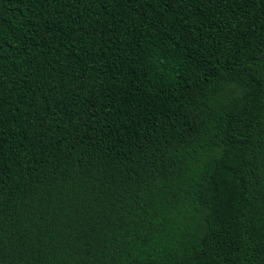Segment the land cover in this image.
<instances>
[{"label": "trees", "instance_id": "16d2710c", "mask_svg": "<svg viewBox=\"0 0 264 264\" xmlns=\"http://www.w3.org/2000/svg\"><path fill=\"white\" fill-rule=\"evenodd\" d=\"M0 264H264V0H0Z\"/></svg>", "mask_w": 264, "mask_h": 264}]
</instances>
